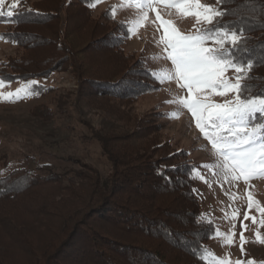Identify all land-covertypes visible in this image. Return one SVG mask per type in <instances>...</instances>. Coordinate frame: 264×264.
Listing matches in <instances>:
<instances>
[{
	"label": "trees",
	"instance_id": "obj_1",
	"mask_svg": "<svg viewBox=\"0 0 264 264\" xmlns=\"http://www.w3.org/2000/svg\"><path fill=\"white\" fill-rule=\"evenodd\" d=\"M104 1L34 0L0 8V40L15 45L14 54L0 59V79L27 84L68 73L76 88L60 97L75 107L109 99L102 106L107 114L133 122L130 131L111 135L80 117L107 162L105 172L70 157L69 168L45 163L0 175V264H208L216 226L193 191L196 164L187 149L162 137L158 118L173 111L131 113L156 90V70L125 51L128 25L115 19L111 5L94 14L90 5ZM215 8L226 12L220 24L243 29L240 55L254 62L246 94L264 93V0H216ZM34 87L39 94L56 92ZM35 114L52 116L47 106ZM15 245L20 263L10 254Z\"/></svg>",
	"mask_w": 264,
	"mask_h": 264
},
{
	"label": "rangeland",
	"instance_id": "obj_2",
	"mask_svg": "<svg viewBox=\"0 0 264 264\" xmlns=\"http://www.w3.org/2000/svg\"><path fill=\"white\" fill-rule=\"evenodd\" d=\"M20 0L18 6L25 4ZM202 3L215 7L216 0H201ZM11 0H5L4 7L11 5ZM111 5L115 9V19L125 22L128 27L139 18L140 11L134 6H129L125 0H105L95 6L94 14ZM162 19L170 20L174 26L183 34H194L195 18H186L177 14L175 8H166L163 5L157 7ZM201 24L199 27H205ZM162 27L156 21V12L149 10L148 18L144 24L138 27L134 34L130 35L124 46L126 52H133L142 56L156 71V90L143 96L133 105L131 113L142 115L158 108L162 111H176L179 106L168 103L177 96H186L187 90L178 87L175 80L160 82L163 69L171 71V61L166 58L164 46L160 44L159 37ZM15 45L0 40V59L14 54ZM234 71L229 70L225 75L234 77ZM41 85L52 86L55 94H38L26 98H17L14 102L0 101V175L19 166H40L45 163L53 165L56 169L69 168L72 165L70 157L82 158L94 164L101 172L107 170V162L100 153L98 145L90 141L89 129L79 120L80 117L99 128L103 134L119 135L132 129L133 122H123L116 115H109L102 107L107 100H93L90 103H74L64 100L59 94H64L76 88L68 73L54 74L48 80H35ZM24 83L17 81L4 83L0 91L4 93L15 92ZM205 95H208L205 92ZM233 94L226 96L213 95L210 99L215 103H223L232 99ZM105 102V103H104ZM111 103V102H110ZM42 106H47L52 116L45 118L35 114ZM122 111V106L115 104ZM106 108V107H105ZM124 111V110H123ZM178 118H172V112L159 116L158 121L163 123L162 137L171 140L178 148H185L197 171L204 176L207 183L196 176V194L202 204L204 214L214 222L216 231L208 242L205 259L208 264H218L220 260H230L232 264L236 261H254L255 264H264V243L257 241L256 233L259 232L264 238V225L260 220L264 214L257 211L253 206L248 208V193L252 194L254 201L264 208V177L253 178L249 182L244 180H225L219 173V169H206L205 164L214 165L217 158L213 153L211 143L204 138L203 134L195 125V120L187 109L179 108ZM249 219H244L245 214ZM252 217H255V222ZM243 225V226H242ZM215 231V233H216ZM234 243H226V237L232 235ZM243 233L245 243L241 251L240 235ZM15 245L11 248L12 258L15 263H20L23 256Z\"/></svg>",
	"mask_w": 264,
	"mask_h": 264
},
{
	"label": "snow or ice",
	"instance_id": "obj_3",
	"mask_svg": "<svg viewBox=\"0 0 264 264\" xmlns=\"http://www.w3.org/2000/svg\"><path fill=\"white\" fill-rule=\"evenodd\" d=\"M99 2L96 0V3ZM223 2L217 0V3ZM4 3L5 0H0V8H3ZM19 3L20 0H13L11 8L16 9ZM96 3L90 6L95 7ZM125 3L129 6L134 4L140 11L139 18L127 28L129 35L144 24L149 10L156 12V21H159L163 29L158 42L164 46L166 58L172 65L171 71L162 70L160 82L175 80L179 88L187 90L186 96H177L168 103H175L191 113L196 127L211 143L217 158L216 164H205L202 167L219 169V173L214 175H221L226 181L244 180L247 183L253 178L264 177V93L246 94L252 91V86L244 81L251 79L248 73L254 67V62L240 55L246 50L242 47L243 29L220 24L217 18L223 17L226 12L204 4L201 0H125ZM161 5L175 8L181 17H194V34H183L172 21L162 19L157 11ZM112 11L114 15L115 9ZM0 15H3L2 11ZM12 15L13 12L9 11L8 16ZM201 24L208 27H199ZM229 70L234 71L233 78L225 75ZM4 83L5 80L0 79V87ZM37 83L35 80L29 81L15 92L0 91V101L14 102L17 98L38 95L39 91L34 87ZM229 93L233 94L232 99L223 103H215L210 99L213 95L226 96ZM179 108L172 113V118L179 117ZM191 171L207 183L195 167ZM248 201L249 210L255 206L257 211L264 214V208L253 200L250 192ZM244 219H249L247 213ZM252 219L255 222V217ZM260 224L264 225V219L260 220ZM215 235L221 234L217 230ZM232 236L234 232L226 237L229 245L234 243ZM256 237V242L264 243L259 232ZM240 240L243 252V244L246 242L243 233ZM218 264H232V261L220 260ZM235 264L245 262L238 260ZM247 264L255 262L249 260Z\"/></svg>",
	"mask_w": 264,
	"mask_h": 264
}]
</instances>
